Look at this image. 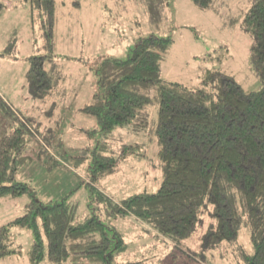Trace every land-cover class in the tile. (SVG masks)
I'll use <instances>...</instances> for the list:
<instances>
[{"label": "rangeland", "instance_id": "1", "mask_svg": "<svg viewBox=\"0 0 264 264\" xmlns=\"http://www.w3.org/2000/svg\"><path fill=\"white\" fill-rule=\"evenodd\" d=\"M11 1L12 7L0 0V140L11 125L19 126L16 115L3 108L2 99L33 127L18 181L31 186L41 202L69 196L81 219L96 213L105 225L115 228L128 245L118 258L120 263L244 264L241 249L247 255L254 253L250 230L244 225L237 242L203 247L204 234L215 224L210 208L203 209L194 234L177 244L136 216L120 214L99 201L89 185V167L100 127L82 108L97 90V64L108 56L125 58L139 38L151 34L174 40L161 63V79L202 88L209 70L233 77L245 90L261 89L263 67L251 56L253 37L234 22L248 11L251 0H214L209 9L191 0H56L55 57L47 61L55 88L46 98L34 95L26 80L31 57L45 54L39 11L34 12L28 0ZM215 86L211 82L207 89ZM155 94L153 90L152 102L131 128L115 132L114 150L136 146L121 160L117 172L98 184L115 202L156 193L161 186ZM32 199L29 194L0 199V228L25 214ZM33 242L30 230L13 228L8 245L19 252L0 258V264H31ZM39 264L56 263L45 257Z\"/></svg>", "mask_w": 264, "mask_h": 264}, {"label": "trees", "instance_id": "2", "mask_svg": "<svg viewBox=\"0 0 264 264\" xmlns=\"http://www.w3.org/2000/svg\"><path fill=\"white\" fill-rule=\"evenodd\" d=\"M17 1V0H15ZM39 11L45 54L30 59L27 84L34 95L46 98L55 88L47 61L55 57L56 0H28ZM209 9L214 0H191ZM242 29L253 37L251 56L263 67L264 0H251ZM174 42L171 36L151 34L139 38L125 58L104 57L95 68L97 90L82 111L99 123L100 139L89 167L92 194L120 214H132L157 234L180 244L191 237L210 208L215 221L203 236V247L235 243L242 225L249 228L252 255L241 249L244 264H264V82L248 91L233 77L207 71L202 88L161 79V63ZM215 82L211 91L207 86ZM154 100L159 105L156 137L159 144L162 183L156 193L143 192L115 202L98 184L115 174L135 145L113 148L115 132L131 128L139 113ZM3 108L16 115L18 127L0 140V199L30 195L25 214L0 228V258L17 254L10 249L13 228L28 229L34 242L31 264L46 257L61 264H134L118 258L128 245L115 228L93 213L81 219L66 196L62 201L41 202L34 189L18 181L28 156L31 129L2 99ZM10 112V113H11Z\"/></svg>", "mask_w": 264, "mask_h": 264}, {"label": "crops", "instance_id": "3", "mask_svg": "<svg viewBox=\"0 0 264 264\" xmlns=\"http://www.w3.org/2000/svg\"><path fill=\"white\" fill-rule=\"evenodd\" d=\"M9 5H11V7H12V1L11 0H5Z\"/></svg>", "mask_w": 264, "mask_h": 264}]
</instances>
